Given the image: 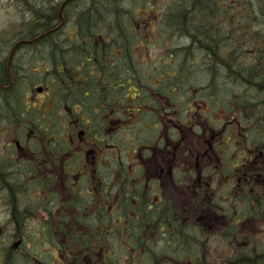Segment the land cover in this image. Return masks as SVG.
<instances>
[{"label": "trees", "instance_id": "obj_1", "mask_svg": "<svg viewBox=\"0 0 264 264\" xmlns=\"http://www.w3.org/2000/svg\"><path fill=\"white\" fill-rule=\"evenodd\" d=\"M124 1L69 2L71 5L62 8L66 19L63 27L67 29L56 31L68 33L71 28L73 33L105 34L103 39H98V69L105 79L112 66L119 71L111 64L113 57L108 51L126 45L125 50L130 52L133 44L143 41L139 36L141 33H135L131 19L138 18L137 10L149 7L150 0H132L134 5L130 7ZM220 1L184 0L178 3V0H171L159 15L157 33L150 36L153 41L160 40L159 45L166 50L163 62L168 59L170 63L169 68L162 72V85L158 92L163 101L158 106L150 105L151 109L161 112L166 106L171 108L172 101L167 100L165 93L174 86L187 91L195 75H203L205 80L204 86L194 87L197 99L219 100L225 92L230 100L234 98L236 90L240 89L243 91L240 97L243 98L246 118L253 114L249 104L255 101L253 93L250 95L253 90L258 92L264 105V54L258 56L249 53L250 50L259 49L261 44L248 41L245 34L247 25L256 17L254 7L257 5L251 4V0H242L244 33L241 39L232 40L221 34ZM119 2L125 12L121 16H117ZM13 6H16V13L22 23L25 21L23 28L31 26L35 32L48 30L46 27L49 25L55 27L52 24L59 19V6L53 0H17ZM257 18L264 19V11ZM14 28V32H18L19 25ZM178 29L183 31L182 35H179ZM110 33L116 36L110 38ZM2 35L4 31L0 34V45L4 48L2 55L5 56L15 42L5 41ZM127 35L129 38L125 37ZM150 36H145L146 42H152ZM167 41L171 44L167 45ZM57 44L58 38H46L37 48L53 54ZM76 48L82 47L66 46L64 49ZM54 54L58 55L57 52ZM127 56L131 73L141 79L142 73L134 64V57L131 54ZM5 65L6 59H3L0 67L3 87L8 85ZM0 91L1 111L5 103L11 102L14 105L15 96L10 89ZM111 97L107 95L105 99L99 100L113 102ZM40 110L35 111L38 118L43 115ZM149 135L145 138H154ZM35 140L37 145H61L60 139L49 140L41 132L35 135ZM259 148L264 154V139ZM241 152L247 154L249 150L244 147ZM136 162V173L133 176L119 162L118 166L105 173L98 169L95 178L90 176L77 182L69 180L65 183L69 194L67 199H62L58 190L53 189L52 181L50 187L53 191L50 192L44 189L43 183H34V187L39 189L38 196L28 200L25 197L28 187L9 186L10 180L1 174L0 169V186L8 192L7 205H12L16 210L21 203V210L25 213L34 212L35 215L33 218L26 216L24 221L18 214L11 216L12 222H24L18 237L22 238L23 243L28 241L26 238L31 232L26 230V226L34 221L40 229H47L38 231L41 236L37 239L39 242L49 240L54 248L68 251H87L93 255L97 252L98 258H105L108 264H117L119 258H124L128 264H264V234L252 232L255 229L252 223L259 218L264 220V187H255L254 181L246 177L250 192L245 191L246 186L237 189L234 186L233 167L229 160L223 158L210 165L200 164L201 168L187 173L185 179L173 175L175 193L171 187L164 188L155 181V191L162 198L158 202H151V181L148 178L144 180L142 169ZM250 165L242 167L241 178L249 174ZM54 168H34L32 176L44 178L45 173L54 172ZM54 176L53 173L50 175L52 178ZM173 194L178 198L174 199ZM150 204L152 208H148ZM262 231L264 233V229ZM210 241L215 244V252L220 249V253H214L213 246H209ZM68 257L80 259L83 256L70 254Z\"/></svg>", "mask_w": 264, "mask_h": 264}, {"label": "flooded vegetation", "instance_id": "obj_2", "mask_svg": "<svg viewBox=\"0 0 264 264\" xmlns=\"http://www.w3.org/2000/svg\"><path fill=\"white\" fill-rule=\"evenodd\" d=\"M5 1L13 5L17 0ZM251 4L257 5L254 7L256 17L247 25L245 34L250 40L261 44L259 49L252 52L253 55L260 56L261 53L264 54V19L257 17L264 11V0H251ZM242 6V0L220 1L222 17H219V25L223 37L241 39L244 33ZM58 18L57 25L52 31L66 30L67 28L63 27L65 18L63 19L61 15ZM110 30L113 28L110 27ZM68 31L51 33L52 38H58L56 46L82 48L60 50L59 54H62L64 59L56 64L51 63L50 52L37 48L40 43L36 38L32 36L24 38L17 33L6 37L9 41L15 42V45L7 56L5 65L8 85L3 87L0 82V89L3 91L10 89L14 94V106L19 113L17 117L7 119L2 112L0 113L1 174H9V186L26 185L29 190L26 189L28 194L25 197L28 200L38 196L39 189L34 187V183H43L44 189L48 192L58 190L60 197L67 199L69 194L65 183L69 180L77 182L90 176L95 178L98 169H114L100 162V154L118 153L121 142L116 140L115 144H111V138L123 133L124 129H129L131 119L134 118L146 131L149 132L152 128L150 133L154 138L144 144L145 152L137 153L139 161H136L142 171L149 174L151 202L160 201L162 197L156 193L153 186H156V182L160 185L164 179L172 180L173 173L178 170L179 153L184 155V152L192 150L189 126L182 125L180 128L179 121L176 120L178 87L174 86L171 91L165 93L167 100L172 101L171 108L166 106L161 112L151 109L150 105L158 106L163 101L158 94L161 90V80L146 75L144 77L146 84H140V78L131 73L127 56L130 54L133 57L140 56L143 50L134 49L130 52L118 48L109 50L108 53L113 57L110 60L111 64L119 71L114 73L116 70L112 66L105 79L98 69V39H103L106 35L73 33L71 28ZM114 36L116 35L108 34L110 38ZM125 37L129 38L128 35ZM90 46L91 49L88 48ZM1 60L0 55V63ZM99 83L106 85L108 97L113 96L111 97L113 102H109L112 106L110 111L98 107ZM242 92L237 89L234 98L230 100L226 99L225 92L222 93L225 97L224 106H221L218 122L226 121L227 108H231L236 116L235 120L239 118L237 121L240 122L241 135L245 137L251 134L250 137L255 139L252 142L255 153L260 149L259 139L264 137V133H261L264 132V118L261 116L264 105L258 92L253 90L250 95L253 93L255 101L249 102L253 114L246 118L243 98L240 97ZM37 110L43 112L42 117H36ZM91 129L95 130L93 135L89 132ZM40 132L49 140L60 139L61 145L35 144V135ZM184 133L186 141L183 138ZM216 135L209 131L207 137L209 148L215 142ZM125 151L129 154L128 148ZM34 168L39 170L54 168L55 171L45 173L44 178H34L32 176ZM154 170L158 171V176L153 173ZM22 171L26 172L21 173ZM52 173L55 175L53 178L50 177ZM151 176L155 179L152 180ZM144 180L147 181L146 177ZM52 181L53 189L50 187ZM7 197V190L0 186V264H108L105 258L101 260L98 258L97 252L93 255L87 251H68L54 248L49 240L39 242L37 239L41 236L38 231L47 229H40L34 221L26 226V230L31 234L26 238L28 241L23 243L22 238L18 237L19 231L24 227V218L26 216L33 218L34 212L25 213L21 210L23 207L21 203L14 210L12 205H7L9 203ZM149 207L152 208V205ZM13 214H18L23 221L12 222ZM70 254L83 257L70 258L68 257ZM120 260H123L122 263L125 261L124 258H119L117 264H120Z\"/></svg>", "mask_w": 264, "mask_h": 264}, {"label": "rangeland", "instance_id": "obj_3", "mask_svg": "<svg viewBox=\"0 0 264 264\" xmlns=\"http://www.w3.org/2000/svg\"><path fill=\"white\" fill-rule=\"evenodd\" d=\"M149 2H150L149 7H147L146 9L140 10V12L139 10H137L139 12L137 13L139 19L137 17L135 19H131V22L133 24V29L136 34L146 33L152 36L156 34L157 32H156L155 21L146 30H144L145 29L144 26L149 24L150 21L152 20L159 19L158 16L168 7L171 0H150ZM124 3L125 5L127 4L128 7L134 5V2L132 0H129V1L125 0ZM11 4H12L11 2L0 0V34L2 33V31H6V30L15 31L14 26L17 27L18 25L21 24L20 22L21 17L17 15L16 13V6H13ZM136 9L137 8H135V10ZM135 10L133 12V15H135ZM138 21H141L142 24L144 25L143 28H140L139 30L136 29V24H135V22H138ZM152 36H150V39H152V42L150 43L147 42L143 45H137L131 49V50H134L138 48V50L136 51L143 50L140 56L134 57V63L138 64L137 62H139L138 65L141 66L139 68V71L140 73H142V76H143L140 79V84L142 85L146 84V81L144 80V77L146 75L155 76L159 79L162 77V72L169 68L170 61L168 60L166 63L162 61V55H163L164 49H163V46L159 45L160 40L153 41L154 39ZM4 39L5 41H9L6 37ZM168 44H171V42L167 41V45ZM3 49L4 48H2L0 45V55L1 56L4 51ZM189 84L191 87H195V88L197 86H204L205 80H204L203 75L201 76L195 75L194 79L191 80ZM131 93L133 94V91H131ZM184 95H186V92L184 90L179 92V96H181L183 103L182 104L179 103L180 106H179V116L178 117L182 124L186 123V125L189 126V128L194 127L195 133L198 132L199 135L203 134V131L201 130V128L202 126L205 127L206 122L211 123V127L214 129L216 128L218 129L219 127H222L220 125H217V121L219 120L218 115L221 113V111L219 110V108L216 109L217 108L216 106H215L216 108L214 107L213 104H215V102H213V104H209L206 99H203L197 105L196 104L195 106L192 105L191 108L193 109L190 110V107L185 105L184 101L186 98ZM200 99H202V97ZM178 117L176 116V120L178 119ZM233 117L234 116H229V118L232 121H234V126H235L234 129H232L231 131H228L227 129L226 130L223 129L224 133L222 134V138L219 141H217L215 145L216 150H217V156L221 158H223L224 156L226 158H230L232 161L236 159V155L238 154L237 152L235 153L236 146L240 144V146L243 147L245 144V141L250 142L251 140V137H250L251 134H247L246 136L248 137L245 136V138L241 136L240 126H239L240 122L237 121L239 118L235 120L233 119ZM133 121H134V118L131 119V122ZM206 129H209V128L207 127ZM150 132H152V128L148 132L141 124L140 125L138 123L136 125H134L133 123L130 124L129 129H124L123 133H120L116 137L111 138V141H110L111 144H115L116 140L121 142L118 146V153L115 154V153L103 152L100 154V162L106 163V165H108L110 168H115L117 163L121 162L124 166L127 167L128 172L133 176L136 173L135 172L136 170L134 169L135 167L134 161L137 159V153H140L146 147L144 144H139L138 141L144 139L145 137L146 138L149 137L150 136L149 134H151ZM205 132H207V130ZM130 137L137 139L138 141L134 139H130V142L128 144L126 139ZM261 138H264V137H261ZM127 147L131 148L129 149V154L125 151ZM139 150L141 151L139 152ZM134 152H137V153H134ZM187 162L190 163L188 159H187ZM259 165H263V163L260 162ZM100 170L103 173H105L106 171L110 169H100ZM263 170L264 169H261V172ZM188 172L189 170H186L185 159L180 157L179 164H178V170L177 172L175 171L173 173L174 177L183 176V179H184ZM180 173H185V174H180ZM146 178L148 179L150 178L149 174L146 175ZM160 185L164 188L171 187L172 188L171 190L175 193L176 185L174 183V187H173L172 180L164 179L162 180ZM244 185H245L244 181H241L240 183H238L237 180L236 181L234 180V186L237 189L240 190L242 187H244ZM154 187L155 186H153V188ZM259 187H262V188L264 187V183L262 182V180L259 181ZM245 191H247L248 193L250 192L248 183L246 185ZM172 197L174 199L178 198L177 195L174 196V194L172 195ZM252 227L255 228L254 229L255 231L254 230L252 231L254 234H256V231L261 232L259 235L264 234L262 231V229H264L263 218H259L258 221H256L255 223H252ZM211 245L213 246L215 254L221 252L220 249H218L217 252H215L216 247L214 246L215 245L214 242L210 241L209 246ZM122 261L123 260H120V264H127L126 261H124V263H122Z\"/></svg>", "mask_w": 264, "mask_h": 264}, {"label": "bare ground", "instance_id": "obj_4", "mask_svg": "<svg viewBox=\"0 0 264 264\" xmlns=\"http://www.w3.org/2000/svg\"><path fill=\"white\" fill-rule=\"evenodd\" d=\"M53 1L55 3H57L58 6H59L58 7V11H57L58 17L61 15L63 17V19H64L65 16H64V13L62 12V8H66V6L69 4V2L73 3V2H78L80 0H53ZM182 1H184V0H178V3L182 2ZM69 5H71V4H69ZM121 5H122V3H121ZM121 5H120V2H119L118 9H117V16H121V15H124L125 14V12L123 11V9L120 8ZM24 25H25V21L19 25L18 32H14L13 30H6V31H4V35H2L3 36V39L5 37H8L9 34L10 35H13L14 33H17L19 36L24 37V38L27 37V36H32V37H34V38L37 39V42L41 43L42 41H45L46 38L48 40L53 39L51 37V35H52L51 33H56V31H52L54 27H51V25L47 26L46 29H48V30H44L43 32L41 30L35 32L32 29L31 26H29L28 28H23ZM52 25L55 26L57 24L56 23H53ZM8 31H10V32H8ZM178 32H179V35H182L183 34V31L182 30H179L178 29ZM43 36H45V37H43ZM25 44H26V42H25ZM24 48L26 49L28 47H24ZM64 48H65V46H63V45L55 46L54 47V49H53L54 50V53L57 52L58 55H55L54 53L53 54L52 53L49 54V58H50L52 64L59 63V62H61L64 59L63 58V55L62 54L61 55L59 54V51L60 50H63ZM118 49H121V50L124 51L126 49V45L119 46ZM10 51H11V49H10ZM10 51H9L8 54H5V56H3V55L1 56L2 57V60H1V63H0V67H1V64H2L3 59H6L7 60V56L10 54ZM115 72L118 73L117 71H114V73ZM7 81H8V79H7ZM99 92H100L99 99L100 98L101 99H105V97L107 96V92H106V85L104 83H99ZM0 94H1V91H0ZM0 97H1V95H0ZM98 107H99V109L102 108V107H104L105 110H107V111H110V109L112 108V106H111L110 103H108L107 101L102 102L100 100L98 101ZM1 112H2L3 116L6 119L8 117H17V115L19 113L18 112V109L14 105H12L11 102L5 103L2 106V110L0 111V113ZM263 114H264V111H262V115H261L262 117H263ZM89 132H90V134L93 135L95 133V130H92L91 129ZM261 133H264V132H261ZM142 174H143L144 177H146V175H147L143 171H142ZM4 176L9 177V174L6 173V174H4ZM2 178H3V176H2ZM208 187H209V189H211V184H209Z\"/></svg>", "mask_w": 264, "mask_h": 264}]
</instances>
